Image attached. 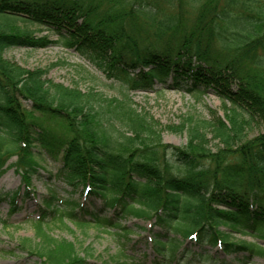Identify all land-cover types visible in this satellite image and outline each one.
<instances>
[{"label":"trees","instance_id":"1","mask_svg":"<svg viewBox=\"0 0 264 264\" xmlns=\"http://www.w3.org/2000/svg\"><path fill=\"white\" fill-rule=\"evenodd\" d=\"M30 25L58 39L36 36ZM54 43L90 50L128 90L212 92L224 117L190 112L163 128L124 101L48 80L49 67L4 57L13 47ZM255 125L264 126V0H0V175L15 157L10 166L24 185L23 193L0 191V205L9 201L11 215L18 198L31 196L39 154L61 162L57 175L67 185L86 187L81 200L50 188L39 217L26 219L39 241L25 238L21 247L39 264H91L75 242L47 232L64 219L127 242L134 229L122 219L148 221L152 264L264 256L258 243L232 237H264V130L252 134ZM166 129L185 133L186 142H165ZM127 259L114 264H139Z\"/></svg>","mask_w":264,"mask_h":264},{"label":"rangeland","instance_id":"2","mask_svg":"<svg viewBox=\"0 0 264 264\" xmlns=\"http://www.w3.org/2000/svg\"><path fill=\"white\" fill-rule=\"evenodd\" d=\"M18 26H24L22 21H17ZM36 36H47L50 40H57L55 32L39 25H30ZM4 57L17 62L27 68H47L46 78L54 83H61L69 87H77L82 91L95 89L102 92L107 98H115L124 101L128 106L157 120L161 127L177 123L180 117L188 113H196L202 116H210L211 110L217 111L224 117V103L214 93L209 92L200 98L188 92L162 89L158 85V91L128 90L120 81L108 77L92 58V53L86 48L67 47L61 43H54L43 48L13 47L5 51ZM29 106L28 102H25ZM229 105V103H227ZM111 122L120 127L119 118L108 113ZM264 130V126L255 125L252 134ZM165 142L172 144H184L186 134L174 133L168 129L162 130ZM214 143V141H213ZM15 160L12 157L4 167L0 175V191H13L20 189L23 193L24 185L20 174L10 164ZM39 173L32 179V192L29 198H18V211L8 215L11 203L3 202L0 205V264H39V257L29 253L21 247L25 238H31L34 243L39 241L34 222L28 218L37 219L40 214L41 199L49 193L50 188L55 189L61 196L84 199L85 188L83 184L76 187L67 185L62 176L57 173L61 168V162L39 154ZM96 204L97 201H96ZM5 221L8 222L5 225ZM65 226L51 224L49 232L55 237H64L75 242L82 256L91 264H114L116 261H126L133 257L139 264H152L155 253L147 242L150 223L143 219L129 217L122 219V223L134 229L128 234L129 241L119 238L114 230L97 228L93 225L78 227L71 221L64 219ZM233 238L258 243L264 247V237H252L248 234L233 233ZM125 241V246H122ZM28 245V244H26ZM197 247H194L196 249ZM208 251L218 254L219 257L234 263L235 255L224 254L219 248L207 246ZM242 253L239 257H242ZM128 256V257H127ZM126 258V259H125ZM129 261V259H127ZM238 260V259H237ZM244 264H264V256L254 255L244 260Z\"/></svg>","mask_w":264,"mask_h":264}]
</instances>
